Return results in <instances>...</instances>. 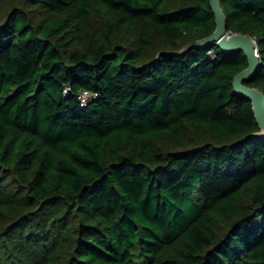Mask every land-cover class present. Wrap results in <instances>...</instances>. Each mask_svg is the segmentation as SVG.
Returning <instances> with one entry per match:
<instances>
[{
	"label": "trees",
	"instance_id": "16d2710c",
	"mask_svg": "<svg viewBox=\"0 0 264 264\" xmlns=\"http://www.w3.org/2000/svg\"><path fill=\"white\" fill-rule=\"evenodd\" d=\"M221 5L264 92V0ZM214 28L209 0H0V264H264L247 58L180 52Z\"/></svg>",
	"mask_w": 264,
	"mask_h": 264
},
{
	"label": "water",
	"instance_id": "95a60500",
	"mask_svg": "<svg viewBox=\"0 0 264 264\" xmlns=\"http://www.w3.org/2000/svg\"><path fill=\"white\" fill-rule=\"evenodd\" d=\"M214 14L215 28L207 36L187 42L180 52L188 48L216 43L224 51H243L247 58V65L234 74L232 79L233 89L236 93L251 100L256 121L260 128L259 134L264 135V92L256 86L246 83L260 68V58L256 40L248 34L231 32L227 29L226 15L223 11L221 0H209Z\"/></svg>",
	"mask_w": 264,
	"mask_h": 264
},
{
	"label": "built area",
	"instance_id": "2783aa9c",
	"mask_svg": "<svg viewBox=\"0 0 264 264\" xmlns=\"http://www.w3.org/2000/svg\"><path fill=\"white\" fill-rule=\"evenodd\" d=\"M89 95H90L89 90H87V89H81L80 90L79 98H80L82 104L86 103L87 98L90 97Z\"/></svg>",
	"mask_w": 264,
	"mask_h": 264
},
{
	"label": "rangeland",
	"instance_id": "374dc122",
	"mask_svg": "<svg viewBox=\"0 0 264 264\" xmlns=\"http://www.w3.org/2000/svg\"><path fill=\"white\" fill-rule=\"evenodd\" d=\"M14 244H11V247H13ZM17 254L20 255V250L17 249ZM26 262V258L22 256L20 259V264H24Z\"/></svg>",
	"mask_w": 264,
	"mask_h": 264
},
{
	"label": "clouds",
	"instance_id": "9594fccd",
	"mask_svg": "<svg viewBox=\"0 0 264 264\" xmlns=\"http://www.w3.org/2000/svg\"><path fill=\"white\" fill-rule=\"evenodd\" d=\"M258 48V47H257Z\"/></svg>",
	"mask_w": 264,
	"mask_h": 264
}]
</instances>
